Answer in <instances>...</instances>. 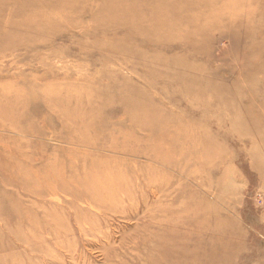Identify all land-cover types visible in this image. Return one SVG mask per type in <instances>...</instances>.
Returning a JSON list of instances; mask_svg holds the SVG:
<instances>
[{
  "label": "rangeland",
  "instance_id": "374dc122",
  "mask_svg": "<svg viewBox=\"0 0 264 264\" xmlns=\"http://www.w3.org/2000/svg\"><path fill=\"white\" fill-rule=\"evenodd\" d=\"M0 264H264V0H0Z\"/></svg>",
  "mask_w": 264,
  "mask_h": 264
},
{
  "label": "bare ground",
  "instance_id": "6f19581e",
  "mask_svg": "<svg viewBox=\"0 0 264 264\" xmlns=\"http://www.w3.org/2000/svg\"><path fill=\"white\" fill-rule=\"evenodd\" d=\"M170 238L171 237L169 235H165V234L161 235L160 234V237L157 238L156 242L161 243V245H162V243H169ZM168 248H170V247H166L167 251L169 250Z\"/></svg>",
  "mask_w": 264,
  "mask_h": 264
}]
</instances>
